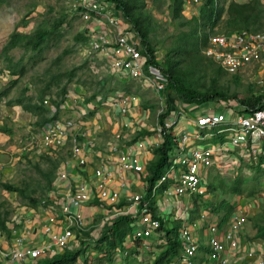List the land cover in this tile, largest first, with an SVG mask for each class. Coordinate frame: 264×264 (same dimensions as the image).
Masks as SVG:
<instances>
[{
	"label": "built area",
	"instance_id": "built-area-1",
	"mask_svg": "<svg viewBox=\"0 0 264 264\" xmlns=\"http://www.w3.org/2000/svg\"><path fill=\"white\" fill-rule=\"evenodd\" d=\"M186 3L199 6L200 0H185L183 5ZM69 9L87 22L85 25V33L89 36L87 47L105 56L118 78L135 77L140 79L143 85H151L156 89L160 106L156 112L157 122L154 129L161 138L166 131L175 138L168 154L167 167L152 185L151 198L145 197L146 191L141 189L126 196L125 204L117 207L115 204L118 191L107 188V180L111 177V172L99 166L93 170L94 174L99 176L97 184L100 189L97 196L111 204L106 215L107 221L110 222L117 213H130L134 217L131 238L132 240L140 238V248L144 246V249H147L150 248L151 238L156 243L165 242L163 232L159 228L161 220L169 223L177 215L183 216L184 219L187 217L186 214H177L168 210L163 200L167 194L186 197L205 194L208 168L214 164L219 166L226 162H237L238 157L230 151L240 144L247 143L249 147L240 150L238 152L240 156L248 161L257 159V147L264 139V99L259 106L245 113L226 107L225 104L211 110V108L201 109L195 103L182 102L178 105L173 103L170 109L172 114L167 112L160 122L159 116L166 107L162 91L168 83V77L159 65L146 61V56L140 50L139 37L121 23L115 5L109 0H69ZM108 25L115 26L113 36L111 32L114 29H110ZM263 50L264 28L209 33L203 46V53L229 72H236L242 66L260 60ZM117 93L130 99L136 98L134 94L126 95L124 91ZM43 103L48 106L49 115H52L54 107L48 98H44ZM186 108L195 112L193 127L177 135L175 126ZM120 111H126V106L122 105ZM75 126L76 120L72 116H59L39 126L38 131L28 136L29 141L31 144H37L41 149L62 147L69 141L70 157L79 165H83L86 159L77 139ZM215 127L217 129L213 131ZM217 132H224L228 139L215 144L199 142ZM119 137L121 135L116 131L112 140L114 149ZM136 143L142 146L144 139H137ZM118 162L123 169L133 171L144 169L140 159L130 151H122L118 156ZM59 177L65 179L66 171L62 170ZM89 196L90 193L85 185L80 183L74 184L73 189H68L61 198L57 199L54 188L48 189L40 201L52 209L47 215L49 221L53 222L59 216L65 219L62 228L53 231L50 243L41 247L16 246L8 249L0 246V264H23L41 256L46 250L52 253L64 247H73V238L86 230L84 218L75 207L88 200ZM245 219L243 208L235 207L230 217L219 224L218 214L203 209L198 218L193 221L185 220L179 227L181 250L170 263L196 264L197 257L203 256L206 258L201 261H214L215 264H264V238L246 237L243 230ZM49 229L50 226L47 225L46 230ZM202 236L205 237V241ZM147 239L150 241L147 242ZM18 241L21 242V239ZM255 243L262 246L261 251L254 248L257 247ZM201 246H205L206 249ZM88 248L86 247V250H89ZM127 253V248H117L113 257L121 260ZM239 255L241 258L237 260ZM74 264H83L82 258L79 257Z\"/></svg>",
	"mask_w": 264,
	"mask_h": 264
},
{
	"label": "rangeland",
	"instance_id": "rangeland-1",
	"mask_svg": "<svg viewBox=\"0 0 264 264\" xmlns=\"http://www.w3.org/2000/svg\"><path fill=\"white\" fill-rule=\"evenodd\" d=\"M143 1V9L151 15L149 38L154 45L157 59L163 62L166 52L179 45L181 39L178 36L182 30H186L188 27L185 24H181L179 18L171 19L169 17L166 10L167 0ZM109 2L113 3L112 0H109ZM64 11L68 14L67 19L69 22L62 24V36L58 39L52 38L51 44L41 54L34 57V62H31L33 60L29 59L28 56L31 50L23 53L21 47H14L9 51V54L15 60L23 53L26 70L17 83L11 87L9 93L0 98V179L21 186L25 189L26 194L38 196L39 198H43L46 190H48L49 175L54 179L55 173L59 170V162H56L55 159L65 154L64 151L67 145L41 149L37 144H31L28 136L39 129L36 121L37 117L24 109L17 101L13 100L8 103L7 100L9 98L15 99L23 94L35 96L52 76L75 66L78 67L75 69L71 80L66 81V76H61L62 78L58 81L59 84H56V79H51L53 84L51 91L48 92L51 95L46 98H48L53 107L54 103L51 102V99L58 100L61 97L58 92L59 87L65 82L67 90L64 101L70 100V97L74 95L77 102H79L88 98L93 92H96V96L101 95L105 87L109 84H114L118 77L113 73L105 56L87 47L89 38L87 34L88 38L85 43L75 39V33L78 30H83L87 22L79 14L70 12L69 0H0V89L8 86L9 79L15 76L8 72L6 59L2 52V47L9 33L14 28L32 31L40 24H47L53 17ZM117 13L119 20L126 25V28L137 34L135 29L124 19L119 9ZM23 16L28 19L26 25L21 24ZM185 16L189 17V15ZM17 22L19 23L16 26ZM108 26L114 29L111 32L113 36L115 26ZM219 27L221 25L218 23L214 28L216 31H221ZM194 50L190 49L188 53H180L178 50L173 53V58L181 60L177 69L181 77L188 83L202 88L212 87L215 84L230 94L237 93L239 97H244L251 93L258 94L264 90V80L262 79L264 78V71L262 70V67H264V55L259 61L251 62V64L245 65L244 68L236 72H229L223 68L218 70V64L203 53V46L200 47L199 51ZM58 54H62L60 59H57ZM100 79L105 80L104 85L98 82ZM24 88H27L25 92H23ZM132 92L144 97L154 93L150 87H144L137 79L133 80ZM154 100L155 107L159 108L158 97H155ZM70 101H73V99ZM215 101L221 104L225 102L234 104L230 99L225 101L219 97L212 99V102ZM59 114L63 117H71V107H68L67 104ZM73 118L76 119L75 117ZM214 137L211 135L207 137V142L205 139L199 142L213 144L216 143ZM227 139L225 136L224 141ZM50 170L51 174H48ZM238 173L250 177L254 170L253 167L246 166L241 159L237 162H226L219 166L215 164L210 166L207 171L206 181H213L217 188L213 193L206 192L204 197L217 200L224 196L234 202L235 207L243 208L246 215L243 230L248 238H252L256 228L254 224L264 223V176L260 177L259 181L255 183V190L252 194H247L245 191L240 195L224 192L223 190L229 186L235 174ZM252 183V180H249L248 185ZM166 196L168 198L166 200L168 210L177 214H188V208L191 203H187L183 196H176L178 203L175 201V195H172L174 199H171L172 196L168 194ZM26 200L27 198L22 197L17 191L8 190L0 186V208L10 210L9 221L13 215L19 213L21 206L27 203ZM209 211L212 212L211 210ZM97 221L99 222L95 226L104 225V221L100 218ZM92 227H89L86 231L93 232L95 229ZM130 235L132 237L131 232ZM5 239L6 237L0 233V242ZM151 246L152 250H159L155 241H152ZM138 251L140 255L143 252L145 253L141 256H138L137 253L135 261L132 260V255H126L120 261L118 259L116 261L122 262L125 259L127 264H148L150 259L152 260L154 257V255L150 254V249H144V246L139 248ZM95 254H97V251L92 252V255ZM104 263L114 264L113 259L110 261L106 260Z\"/></svg>",
	"mask_w": 264,
	"mask_h": 264
},
{
	"label": "trees",
	"instance_id": "trees-1",
	"mask_svg": "<svg viewBox=\"0 0 264 264\" xmlns=\"http://www.w3.org/2000/svg\"><path fill=\"white\" fill-rule=\"evenodd\" d=\"M115 7L122 13L124 19L135 29L140 40V50L142 54L146 56L147 62H154L159 65L162 71L168 77V83L164 89V96L166 101L165 111L159 116V121H163L164 115L169 111L171 104L175 99L186 103L200 104L206 101H211L214 97H219L224 100L230 99L236 102L237 110L239 112H247L256 108L261 104L264 99V90L258 94L251 93L250 95L239 97L237 93H228L227 91L217 87L215 84L212 87L202 88L200 86L190 84L178 72L177 66L180 63V59L173 58V53L179 52L188 53L190 49L199 51L201 46H204L209 33L214 32H226L234 29H246V30H259L264 28V0H201L198 10L195 14L186 17L183 13V3L185 0H167L166 10L171 19L179 18L181 24L187 25L186 30H182L178 36L181 41L177 47L169 49L163 59V62L157 59L155 54V48L149 38V32L151 28V15L148 11L144 10L143 0H112ZM155 1V0H154ZM76 14V13H74ZM67 12H61L59 15L53 17L47 24H40L32 31L18 30L14 28L8 35L6 42L2 47L3 55L6 59V66L8 72L15 75L9 79L8 86L0 89V98L7 95L11 87L17 83L18 79L25 73L26 63L23 61V53L31 50L29 53V59L34 62L35 56H38L42 51L48 47L52 38L58 39L62 36L61 30L62 24L69 22L67 19ZM19 22L15 25L17 26ZM28 19L26 16L21 18V24L26 25ZM220 24L219 30L216 31L215 26ZM86 29L78 30L75 33V39L85 43L88 36L86 35ZM14 47H21L23 49L22 55L16 60L12 58L9 51ZM62 54H58L57 59H60ZM75 66L64 72H59L57 75L52 76L45 85L39 89L35 96L33 95H20L15 99L9 98L7 101L11 103L13 100L17 101L21 106L30 111L31 114L37 117V125L41 126L45 122L59 117L61 105L66 98V82L59 87V93L61 97L51 99L54 103V110L52 115H49L48 106L43 103V99L49 97L53 84L52 78L56 79V84L62 78L66 76V81L72 79ZM218 70L221 67L218 65ZM101 85H104L105 80L100 79L98 81ZM133 80L132 79H118L114 84H109L105 87L102 96H106L117 90H124L125 92L132 91ZM27 88H24L25 92ZM96 96V92H93L88 98ZM217 127H215V130ZM150 131L143 130L140 133H149ZM224 132H217L213 134V137L217 141H224ZM175 141L174 135L166 131L162 134L161 141L154 147V157L147 164L146 174V193L145 197L151 198V189L155 180L164 172L168 164V154ZM264 146V142H263ZM246 166L253 167L254 173L248 177L243 176L240 173L235 174L232 182L224 189V192H232V194L240 195L244 191L247 194H252L255 190V183L259 181V178L264 176V152H261L256 162H245ZM48 174H51V170ZM47 174V175H48ZM249 180H252V184L248 185ZM53 177H48V188L51 187ZM0 186L8 190L17 191L22 197L27 198L26 204L31 206H37L40 203L42 197L32 196L25 193V189L21 186L12 184L0 179ZM47 188V189H48ZM217 185L213 181H206V192L213 193ZM205 194H194L191 196V206L188 208V214L186 219L183 216L177 215L167 223L165 220H161V228L165 242L157 243L159 251L154 255L150 264H171V260L179 254L181 250V242L178 237V229L182 223L186 221H193L196 219L202 209H209L213 213L218 214L219 224L225 222L232 214L235 203L231 200L220 197L217 200L206 199ZM123 203H116L119 207ZM9 209L0 208V233L9 236L11 229L8 226ZM134 217L130 213H117L111 218V221L101 229L96 237H94L89 243L81 240V244L73 247H64L56 250L55 252L48 253L47 255L39 256L29 262L23 264H74L79 257L82 258L83 264H105L104 261H110L113 259V255L117 248L125 246V242L130 237L132 231V221ZM255 231L252 236L257 238H264V223H256ZM140 242V238L133 239ZM84 243V245H82ZM91 246V248H90ZM89 247V250H86ZM206 249L205 246H201ZM93 251H97V254L92 255Z\"/></svg>",
	"mask_w": 264,
	"mask_h": 264
},
{
	"label": "crops",
	"instance_id": "crops-1",
	"mask_svg": "<svg viewBox=\"0 0 264 264\" xmlns=\"http://www.w3.org/2000/svg\"><path fill=\"white\" fill-rule=\"evenodd\" d=\"M196 8L198 10V4L186 3L183 5L182 11L185 15L191 16L192 14H195L197 12ZM122 24L125 25L124 23ZM109 28L112 29L111 27ZM263 55L264 50L262 52V56ZM249 64H251V62L246 64V66ZM244 67L245 65L241 68ZM262 70L264 71V67H262ZM126 79H137L138 81H140V79L135 77ZM262 79L264 80V78ZM143 86L150 87L154 93L145 95L144 97L132 91L125 92L124 90H120L124 91L126 95L134 94L136 96V98L130 99V97L128 96L119 95L117 93V91L119 90H117L115 93H110L106 96H102L101 94L95 97H91L90 99H83V101L80 100L79 102H77L73 95L70 97V100L73 99V101H70L68 99L61 105L60 111L62 112L63 108L68 104V107H71L72 117L76 118L75 133L86 161L85 164L79 165L76 160L70 157V142L68 141L66 143L67 146L65 145L67 147L65 149L66 152L64 151L65 154L60 155L57 157V159H55L56 162H59V170L57 171L58 173H55L52 185L48 189L54 188L55 198L57 199L61 198L68 189H73L74 184H84L86 189L89 191L90 196L88 200L75 207V210L80 212V214L84 218L86 230H88L89 227H92L93 225L94 227L92 228L95 229L93 232H87L85 230L86 232L84 231L81 235L78 234L76 237H74V246L80 245L81 240L84 239L89 240L86 241L87 243H89L94 237L98 235L99 231L103 229L107 225V223H109L106 219V215L111 204L107 201L101 200L97 196V192L100 187L97 184L99 181V176H96L93 172L95 167H103L105 169H109V171L111 172V177L107 180V188L109 190L114 189L118 191L117 203L123 201L122 204H125L126 196L134 191H139L141 189L146 190V174L148 173L147 164L154 157L153 149L161 141V136H159V134L154 129L157 122L156 112L158 109V107H155L154 98H157L158 94L153 86ZM162 96L165 100L164 91H162ZM174 103L178 105L182 102H179L178 99H175ZM222 104H225L226 107H232L234 109H236L238 106L236 102H234V104L229 102H225ZM122 105L126 106V111L124 112L120 111V107ZM197 105L201 107V109L221 107L220 102H212V100ZM170 109L171 106L168 113L170 112ZM181 115L179 116V121L175 126V132L177 133V135H180V133L184 130L192 129L195 112L191 109L186 108L183 115ZM143 130L150 132L140 133L139 135H137L139 132H143ZM116 131L120 133L121 137L118 138L116 149H114L112 140L114 139V133ZM137 139H144V144L142 146H138L136 143ZM205 140L207 142V139ZM218 142L220 141L216 140V143ZM263 142L264 139L257 147V159L259 154L261 152H264ZM246 148H249L247 143L240 144V146L233 148L230 153L238 157V160L241 159L242 161L248 163L256 162L257 159L255 161H248L245 160L246 158H243L239 155L238 152ZM122 151H130L134 153L142 162L144 169L141 171L123 169L118 162V156ZM62 170H65L67 173V177L65 179H61L59 177V173ZM183 197L187 203H191V196ZM172 198L174 199L173 196L171 197V199ZM163 200L168 206L166 202L167 196H165ZM175 201L176 203H178L177 197L175 198ZM50 212H52V209H50L46 205V203H42L41 201L37 206L26 204L21 206V208L19 209V213L13 215L10 221L8 220V226L10 227L11 232L8 237L4 235L6 239L0 242L1 247H7L8 249L15 248L16 246L41 247L47 243H50L52 232L61 229L62 225L65 223V219L62 216H59L53 222L49 221L47 219V215ZM98 218L104 221V225L99 224V226H95L96 223L99 222L97 221ZM47 225L50 226L49 230H46ZM245 236H242V238L246 239ZM202 238L203 240L205 239L204 236H202ZM18 239H21V242H19ZM146 241L148 242L150 241V239H147ZM152 241L154 240L151 238L149 248L151 251L150 254L155 255L159 250H152ZM139 244L140 242L132 240L130 236L126 240L125 246L123 247L127 248L128 250V253L126 254L127 256H133V261H135L137 253L138 256L144 255L145 253L143 252V254H139ZM255 244L257 245V247L254 246V248L261 251L262 246L257 243ZM82 245H84V243ZM48 253L49 251L46 250L42 253L41 256L47 255ZM204 258L206 257H197L196 264H215L214 261H201L204 260ZM239 258H241V255H239L237 260H239ZM151 261L152 260L150 259L148 264H150ZM113 262L114 264H127L125 259L122 262H118L114 257Z\"/></svg>",
	"mask_w": 264,
	"mask_h": 264
}]
</instances>
